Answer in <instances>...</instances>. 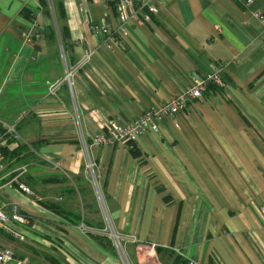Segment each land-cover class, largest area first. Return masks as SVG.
Here are the masks:
<instances>
[{"label": "crops", "instance_id": "1", "mask_svg": "<svg viewBox=\"0 0 264 264\" xmlns=\"http://www.w3.org/2000/svg\"><path fill=\"white\" fill-rule=\"evenodd\" d=\"M116 1L0 0V131L28 152L0 203L30 218L21 241L0 232L7 264H264V0H164L108 46L91 26L115 28ZM218 65L224 87L157 132L90 145Z\"/></svg>", "mask_w": 264, "mask_h": 264}, {"label": "built area", "instance_id": "2", "mask_svg": "<svg viewBox=\"0 0 264 264\" xmlns=\"http://www.w3.org/2000/svg\"><path fill=\"white\" fill-rule=\"evenodd\" d=\"M164 0H117L115 2V10L118 24L112 28L108 21L103 18L98 23L91 26V30L102 37H105V42L108 46L118 42L122 45L123 38L128 36V26L130 25H145L150 22V19L159 13L160 5ZM248 0L246 4H250ZM256 17L264 22V16L260 13ZM122 38V39H121ZM224 66H216L211 73L205 74L203 77L194 80L187 89L176 95L170 102L161 106H151L138 119L126 124L110 123L107 126L106 134H99L91 138L90 145L105 146L115 143H135L146 132H157L158 122L166 118H174L180 112L184 111L191 100L200 99L210 86L224 87L221 80V74ZM69 74H67V79ZM58 84H53L49 87L50 92L56 89ZM3 133L0 134V171L5 168V156L3 149L6 148L8 140L17 141L16 127L13 125H4ZM16 144V143H15ZM56 167V166H55ZM86 169L94 179V163L88 159ZM0 187V192H2ZM18 190L26 195H33L30 188L24 184L18 185ZM99 194V192H98ZM100 195V194H99ZM100 197V196H99ZM261 213L264 216V208H261ZM30 225V218L20 213L15 205L5 206L0 203V232L11 237L16 241H21L24 238L23 227ZM91 231V230H89ZM96 234L107 235L113 243V246L122 251L121 238L110 227L105 226L103 230H95ZM128 241L135 243L133 237H128ZM12 259V252L9 249L0 245V264H7ZM185 264H199L194 260L186 259Z\"/></svg>", "mask_w": 264, "mask_h": 264}, {"label": "trees", "instance_id": "3", "mask_svg": "<svg viewBox=\"0 0 264 264\" xmlns=\"http://www.w3.org/2000/svg\"><path fill=\"white\" fill-rule=\"evenodd\" d=\"M2 133H3V129H2V131H0V134H2ZM3 153H4V156H5V158H4L5 165L7 164V162H10V161H13V160H17V161L20 160L21 156H22L23 159H25L24 155L28 154L27 148L25 149V147H23V145H19L18 148L15 150V152L12 155H10V156L6 155L5 149H3ZM3 236H6V235L3 234ZM9 238H11V237H9ZM174 258L177 259L176 264H185V261L183 259H181L179 256L176 255Z\"/></svg>", "mask_w": 264, "mask_h": 264}, {"label": "rangeland", "instance_id": "4", "mask_svg": "<svg viewBox=\"0 0 264 264\" xmlns=\"http://www.w3.org/2000/svg\"><path fill=\"white\" fill-rule=\"evenodd\" d=\"M1 131H2V129H1ZM15 143L16 142L13 139L7 141L6 148H5V152H6L7 156L12 155L15 152V150L18 148L19 145L18 144L16 145ZM165 257L167 258V256H165ZM169 258H171V264H176L177 259H175L174 257H170V256H169ZM161 263H163V262L161 261Z\"/></svg>", "mask_w": 264, "mask_h": 264}]
</instances>
